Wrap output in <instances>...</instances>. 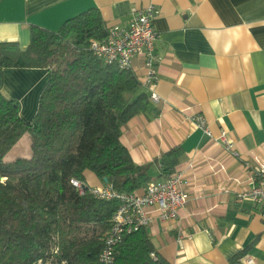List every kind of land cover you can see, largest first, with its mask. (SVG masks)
I'll return each instance as SVG.
<instances>
[{
    "label": "crops",
    "instance_id": "1",
    "mask_svg": "<svg viewBox=\"0 0 264 264\" xmlns=\"http://www.w3.org/2000/svg\"><path fill=\"white\" fill-rule=\"evenodd\" d=\"M147 5L157 8L158 114L133 116L120 141L134 163L147 165L149 181L164 176L159 157L181 146L175 168L184 171L187 198L176 219L146 227L149 238L170 264H264V218L252 201L236 199L255 184L254 159L264 161V0H0V42L25 48L31 26L57 30L88 8L106 27L126 25L132 10ZM132 69L142 76L141 58ZM47 79L45 68H4L0 91L30 120ZM24 105L33 106L29 115ZM196 113L214 137L226 132L238 157L189 121ZM14 147L13 157L29 156L28 135ZM83 176L104 184L89 170Z\"/></svg>",
    "mask_w": 264,
    "mask_h": 264
},
{
    "label": "trees",
    "instance_id": "2",
    "mask_svg": "<svg viewBox=\"0 0 264 264\" xmlns=\"http://www.w3.org/2000/svg\"><path fill=\"white\" fill-rule=\"evenodd\" d=\"M106 33L100 11L88 8L57 30L31 26L25 48L0 42V85L4 68L48 71L30 120L0 91V264H170L146 228L123 236L110 263L100 261L118 201L79 194L70 182H84L86 170L119 192L150 180L147 165L133 162L120 133L133 116L151 118L158 109L133 69L92 54L90 40ZM25 134L29 156L6 158ZM182 153L174 146L159 157L164 175Z\"/></svg>",
    "mask_w": 264,
    "mask_h": 264
},
{
    "label": "built area",
    "instance_id": "3",
    "mask_svg": "<svg viewBox=\"0 0 264 264\" xmlns=\"http://www.w3.org/2000/svg\"><path fill=\"white\" fill-rule=\"evenodd\" d=\"M157 14L154 5L134 9L126 25L107 27L103 39H91L89 48L92 54L107 64H115L120 69H132L133 59H142L143 74L140 82L147 89L153 103L158 102L156 92L158 83L157 62L155 51L157 33L153 19ZM194 126L203 134L221 143L234 157H238L232 139L221 130L218 136H213L208 123L201 113L189 117ZM252 179L255 184L236 195L241 201L248 199L254 203L261 218H264V161L254 159L251 165ZM71 184L79 194L90 193L100 200H117L118 205L110 218V225L103 236L100 261L110 263L113 260L114 246L123 236L146 228L154 219L162 221L178 217V210L186 203L184 190V171L174 168L163 177L148 181L144 186L132 192H119L107 182L100 186H91L78 179H71ZM248 258L245 264H253Z\"/></svg>",
    "mask_w": 264,
    "mask_h": 264
},
{
    "label": "rangeland",
    "instance_id": "4",
    "mask_svg": "<svg viewBox=\"0 0 264 264\" xmlns=\"http://www.w3.org/2000/svg\"><path fill=\"white\" fill-rule=\"evenodd\" d=\"M23 110H24V112H26L27 115H29V114L31 113V111L33 110V106L28 107V105H26V106L24 105V106H23ZM16 150H17V148H16V147H13V148L11 149V151L7 154V157H8V158L13 157L14 154H15V152H16Z\"/></svg>",
    "mask_w": 264,
    "mask_h": 264
},
{
    "label": "water",
    "instance_id": "5",
    "mask_svg": "<svg viewBox=\"0 0 264 264\" xmlns=\"http://www.w3.org/2000/svg\"><path fill=\"white\" fill-rule=\"evenodd\" d=\"M103 182H107V179L106 178H103Z\"/></svg>",
    "mask_w": 264,
    "mask_h": 264
}]
</instances>
